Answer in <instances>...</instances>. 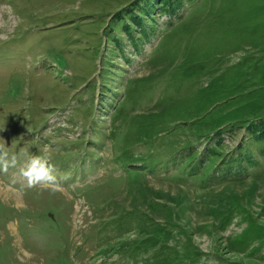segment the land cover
Returning a JSON list of instances; mask_svg holds the SVG:
<instances>
[{
    "label": "rangeland",
    "instance_id": "1",
    "mask_svg": "<svg viewBox=\"0 0 264 264\" xmlns=\"http://www.w3.org/2000/svg\"><path fill=\"white\" fill-rule=\"evenodd\" d=\"M0 144V264H264V0H0Z\"/></svg>",
    "mask_w": 264,
    "mask_h": 264
},
{
    "label": "clouds",
    "instance_id": "2",
    "mask_svg": "<svg viewBox=\"0 0 264 264\" xmlns=\"http://www.w3.org/2000/svg\"><path fill=\"white\" fill-rule=\"evenodd\" d=\"M48 155L31 158L26 165L20 167L22 176L27 179L30 187L43 184L49 186L52 192L60 190V182L55 175V168L49 165ZM19 157L10 154L5 144H0V171L7 173L10 168H16Z\"/></svg>",
    "mask_w": 264,
    "mask_h": 264
},
{
    "label": "bare ground",
    "instance_id": "3",
    "mask_svg": "<svg viewBox=\"0 0 264 264\" xmlns=\"http://www.w3.org/2000/svg\"><path fill=\"white\" fill-rule=\"evenodd\" d=\"M84 218V217H83Z\"/></svg>",
    "mask_w": 264,
    "mask_h": 264
}]
</instances>
